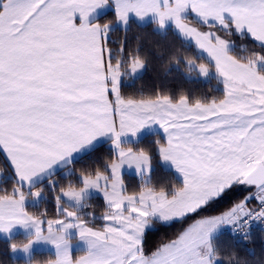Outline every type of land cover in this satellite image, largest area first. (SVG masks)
<instances>
[{"label":"snow or ice","instance_id":"1","mask_svg":"<svg viewBox=\"0 0 264 264\" xmlns=\"http://www.w3.org/2000/svg\"><path fill=\"white\" fill-rule=\"evenodd\" d=\"M105 9L113 19L99 18ZM134 18L161 33L171 26L194 45L197 56L177 50L168 65L215 79L222 98L123 94L124 79L139 76L147 57L123 42L114 52L108 42ZM234 33L259 51L239 54ZM157 127L164 138L154 150L137 146ZM101 140L112 148L104 167L58 187L57 170ZM0 151L15 176L10 191L0 190V234L23 254L18 264H41L36 245L54 249L44 264H224V229L247 239L254 222L264 225V0H0ZM157 159L179 174L178 185L153 183ZM125 170L139 177L138 190L129 191ZM45 180L56 193L54 216L29 210L46 199ZM237 186L249 194L146 254L153 222L183 221ZM95 193L106 205L100 227L85 211ZM17 228L25 233L19 240Z\"/></svg>","mask_w":264,"mask_h":264},{"label":"trees","instance_id":"2","mask_svg":"<svg viewBox=\"0 0 264 264\" xmlns=\"http://www.w3.org/2000/svg\"><path fill=\"white\" fill-rule=\"evenodd\" d=\"M114 18V12L111 11L100 19L110 20ZM119 33V37L116 35ZM112 34L115 38L112 39ZM229 39L233 40L236 44L237 52L241 55L247 54L244 50L248 51L256 50L254 42L250 37H241L239 34H233ZM124 43L126 52H132L139 48L142 55L147 57L146 71L143 75L136 78L133 84H122V92L125 95L139 96L155 95L158 91L162 93L171 94L174 97L181 93H186L192 98L196 97H216L222 98L223 92L221 85L216 87L213 82L204 83L201 80L189 79L183 74V63L179 68L174 65L169 66L168 61L173 54H178L177 50H180L179 54H186L189 56H197V50L194 46L188 45L183 39L176 34L171 28L165 33L158 31L155 26L151 24L139 25L132 22L131 26L125 31L122 28H115L111 33L108 46L113 49L114 46L120 47L121 43ZM163 137L159 133L150 134L145 136L139 141L137 146L149 147L154 150L155 140ZM112 158V148L109 143L102 144L95 149L91 150L87 154L83 155L72 165L65 169H72L75 175H79L81 170L94 171L97 167L101 169L104 167L107 160ZM0 169L8 173L7 165L0 154ZM64 169V170H65ZM63 170L57 172L52 179H56L58 174ZM127 186H135L138 190L140 182L136 176H130L126 174ZM152 181L156 186H166L171 188L173 185H178L181 181L177 179L171 170H166L162 166L158 159L154 162V173ZM48 181H44L43 185H46ZM75 183V182H73ZM14 184V178L8 176L3 177L0 181V190L12 189ZM78 184V183H77ZM48 185V183H47ZM59 186H66L57 184ZM47 191V190H46ZM47 192H52L51 190ZM239 190H228L223 197L214 201L212 204L216 205V209H224L228 206H232L235 201H240L244 198V192L238 194ZM96 200L103 203L100 197H96ZM211 204V205H212ZM51 205L52 202H42L40 206H34L29 204L30 211L47 210L50 214L55 215V211ZM98 211L97 207L95 208ZM209 213L208 210L199 214L193 215L183 221H178L170 225L158 223L156 229L149 230L145 235L144 248L146 254H150L157 247L163 243H167L175 239L181 231H183L193 220L200 215ZM50 215V216H53ZM100 221V220H98ZM22 235L14 236V239H22ZM218 248L224 259V264H230V257H234L231 260V264H236L237 261L243 262V264H264V230L259 227L254 228L248 235L247 239H237L229 232H222L218 241ZM46 255V257H45ZM52 255L46 252L36 253L34 256L36 260H47ZM21 258H14L10 249V241L8 238L0 237V264H18V261H23Z\"/></svg>","mask_w":264,"mask_h":264},{"label":"rangeland","instance_id":"3","mask_svg":"<svg viewBox=\"0 0 264 264\" xmlns=\"http://www.w3.org/2000/svg\"><path fill=\"white\" fill-rule=\"evenodd\" d=\"M118 26H119V25H118ZM115 28H119V27L116 26ZM122 29H123V28H122ZM157 30L160 31L159 29H157ZM116 35L119 37V33H116ZM110 38H111V33H110V37H109V39H110ZM113 38H115V35H114V34H112V39H113ZM112 48H113V47H112ZM118 49H119L118 46H114V52L117 51ZM145 71H146V69H145L142 73H140L139 76H137V77H135V78H133V79H131V80H129V79H124L123 84H126V85L133 84V83H134V80H135L136 78L140 77L141 75H143V74L145 73ZM183 74H184L185 76H187V78H189V79L201 80V81L204 82V83H207V82H213L214 85H215L216 87H219V86H220V85H218V84L216 83V80H215V79L208 80V79L200 78V77H198V76H196V75L189 76V75H187L184 71H183ZM220 88H222V86H221ZM153 130L160 131V132L162 133V135L164 136L162 130L159 129L158 127L155 128V129H153ZM143 138H144V137H143ZM143 138H142V139H143ZM139 141H140V140H139ZM161 164H162V166L164 167V169L173 171L175 177L181 181L182 178L179 177V174L176 173L174 169L168 168V167L165 166L163 163H161ZM69 171L72 172V169L69 168V169H65V170H63L62 173L58 174L57 178H56V179H53V180H54L57 184H60V185H63L64 183H67V184H68L69 181H71V182H75V183H79V175H75V174L72 172L73 174H72L71 176H67L66 173L69 172ZM125 171L132 172V170H125ZM133 172L135 173V171H133ZM126 174H128V173L124 172V180H125V183H126V185H127V182H126V176H127V175H126ZM5 175H7V173H5V171L1 170L0 181L3 179V177H4ZM128 175H130V176H135V175H136L137 180L140 182V179H139V177L137 176L136 173H135V175L130 174V173H129ZM45 181H46V180H45ZM47 183H48V182H47ZM47 183H46V185H43V186L45 187V189H46L47 191H49L50 189L48 188ZM128 189H129V191H135L137 188H136L135 186H132V185H131V186L128 187ZM231 190H233V189H231ZM247 191H248V190H247ZM242 192H244V190L239 191L238 194H240V193H242ZM55 194H56V193H54V192H50V193L47 192L46 199L44 200V202H46V203L52 202V203L54 204V205H51L52 208L54 209V211H55V207H56V206H55V199H54ZM243 196H244V195H243ZM96 197H100V198L102 199L103 203L101 202V205L99 204L100 202H98V201L96 200ZM221 197H223V195H222ZM221 197H220V198H221ZM217 200H218V199H217ZM238 202H239V201H235V203H238ZM89 203L92 205V207L89 208V209H86L85 211H86V212H92V213L94 214V217H95V219H94V221H93L94 226H96V227H100V226H102L103 223H104V221L101 220L100 217L102 216V214H103L104 211L106 210V205H105V202H104V200H103L102 195L99 194V193H95V194L93 195V197L91 198V200L89 201ZM235 203H234V204H235ZM234 204H233V205H234ZM233 205H232V206H233ZM232 206H228V207H226V208H224V209H218V210H217V209H216L217 206L214 205V204H212V205H210V206H208V207L202 209V210L199 212V213H201V212H203V211L208 210L209 213H206V214H204V215H200V216L197 217L196 219H199L200 217L205 216V215H215V214H219V213H221V212H223V211H226L227 209H229V208L232 207ZM96 207H97L98 211L95 210ZM50 215H53V214H50ZM53 216H54V215H53ZM86 218H88V217H86ZM89 219H90V218H89ZM186 219H187V218H186ZM98 220H100V221H98ZM178 221H179V220H177V221H173V222H170V223L153 222L152 227H150L149 229H147V230H146V233H147L149 230L156 229L157 226H158V223L165 224V225H170V224H173V223L178 222ZM192 222H194V220H193ZM192 222H191V223H192ZM229 229H230V228H226V229H224L222 232H229ZM79 248H82V245H78L77 248H74V252H73V255H74V256H79V255L81 254V253L78 251ZM43 252H46V253H49V254L52 255L50 258H47V260H48V259H54V258H55V257H54V249H52L50 246L36 245L35 248L33 249L34 256L36 255V253L39 254V253H43ZM12 256H13L14 258H20L19 256H22V257H23V254H22V253H18V254L12 253ZM45 257H46V255H45ZM21 259H25V258L23 257V258H21ZM47 260H44V261L38 260V261H40L41 264H44V262L47 261Z\"/></svg>","mask_w":264,"mask_h":264},{"label":"crops","instance_id":"4","mask_svg":"<svg viewBox=\"0 0 264 264\" xmlns=\"http://www.w3.org/2000/svg\"><path fill=\"white\" fill-rule=\"evenodd\" d=\"M111 11H112L111 9L99 10V18L102 17L103 15H105V14L111 12ZM133 22H134V23H137V24H139V25H147V24H151L150 21H149V22H143V23H142V22L137 21L135 18L133 19ZM117 27L122 28L120 25H119V26L117 25ZM169 28H171L176 34H178L174 28H172L171 26H170ZM178 35H179V34H178ZM192 46H194V45H192ZM196 50H197V49H196ZM155 133H159V134L164 138V136L162 135V133H161L160 131L150 130V131H145V132H143V133L141 134V136H140V140H141L143 137L147 136V135L155 134ZM105 143H109V142H108L107 140H101V141L99 142V144H98L96 147H98V146H100V145H102V144H105ZM109 144H110V143H109ZM110 146H111V145H110ZM89 152H90V151H89ZM87 153H88V152H86V153H82L81 155L77 156V158L75 159V161H76L77 159H79L80 157H82L83 155L87 154ZM0 154L2 155L4 161H5L6 165H7V171H8L7 174H8V176L13 177V178L15 179L14 171H13L12 166L10 165V163H9L7 157H6V154H5L3 151H0ZM75 161H74V162H75ZM64 169H65V168H64ZM64 169H58L57 172H60L61 170H64ZM133 171H134V170H132V172H128V171H125V172L128 173V174L130 173V174L135 175V173H134ZM57 172H56V173H57ZM5 173H6V172H5ZM0 175H1V169H0ZM5 176H6V175H5ZM135 176H136V175H135ZM233 190H239V191L244 190V191H245V192H244V196L248 195V194H249V191H250V190H249L247 187H245V186H237V187L233 188ZM247 190H248V191H247ZM251 191H254V189H252ZM223 195H225V194H223ZM29 204H32V203L29 202ZM254 205H255V203H253V202H250V204H249L250 207H252V206H254ZM17 235H22V236H24L25 233H24V231H23L22 229L17 228V229L15 230V236H17ZM0 237H1V238H7V237L4 236L3 234H0ZM19 257H20V258H23L22 256H19Z\"/></svg>","mask_w":264,"mask_h":264},{"label":"built area","instance_id":"5","mask_svg":"<svg viewBox=\"0 0 264 264\" xmlns=\"http://www.w3.org/2000/svg\"><path fill=\"white\" fill-rule=\"evenodd\" d=\"M257 204H258V202H257ZM255 227H260L262 230H264V225H262V224H260V223H253L252 224V227H251V229L250 230H252L253 228H255ZM249 230V231H250ZM231 232H232V234L235 236V237H237V238H242L244 235L242 234V233H239V232H233L232 230H231Z\"/></svg>","mask_w":264,"mask_h":264},{"label":"clouds","instance_id":"6","mask_svg":"<svg viewBox=\"0 0 264 264\" xmlns=\"http://www.w3.org/2000/svg\"><path fill=\"white\" fill-rule=\"evenodd\" d=\"M38 264H39V262H38Z\"/></svg>","mask_w":264,"mask_h":264}]
</instances>
